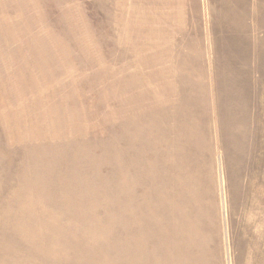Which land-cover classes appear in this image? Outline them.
<instances>
[{
	"label": "rangeland",
	"instance_id": "1",
	"mask_svg": "<svg viewBox=\"0 0 264 264\" xmlns=\"http://www.w3.org/2000/svg\"><path fill=\"white\" fill-rule=\"evenodd\" d=\"M0 264H264V0H0Z\"/></svg>",
	"mask_w": 264,
	"mask_h": 264
}]
</instances>
